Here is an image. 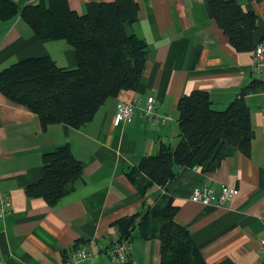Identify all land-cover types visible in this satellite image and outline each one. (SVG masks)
I'll return each instance as SVG.
<instances>
[{
	"label": "crops",
	"instance_id": "1",
	"mask_svg": "<svg viewBox=\"0 0 264 264\" xmlns=\"http://www.w3.org/2000/svg\"><path fill=\"white\" fill-rule=\"evenodd\" d=\"M18 13L0 20V70L12 63L47 55L59 67L73 68L76 59L64 40H45L34 34L20 15L29 3L10 0ZM82 13L90 1L66 0ZM138 18L124 24L126 34L147 46L141 81L134 90H121L104 100L92 119L79 127L64 123L43 127L38 116L0 92V193L10 205L0 223V264H60L87 245L99 253L77 264H119L103 249L119 237L115 223L143 212L162 195L177 207L175 219L187 227L206 264H260L264 235V72L251 69V51L237 52L210 17L205 0H136ZM257 16L253 45L264 42V0H233ZM257 81L260 90L246 94L253 137L248 154L231 152L212 172L199 167H176L165 187L153 185L140 195L125 172L162 145L178 142L177 101L195 89L207 91L212 107L223 110L240 90ZM155 99L163 122L150 123L136 111L128 122L115 120L120 100L143 107ZM67 144L80 160L81 176L72 190L49 205L26 193L42 176V154ZM209 183L216 195L224 185L235 195L219 204L190 199L192 189ZM127 264H158L160 240L142 239L136 229L129 239Z\"/></svg>",
	"mask_w": 264,
	"mask_h": 264
},
{
	"label": "trees",
	"instance_id": "2",
	"mask_svg": "<svg viewBox=\"0 0 264 264\" xmlns=\"http://www.w3.org/2000/svg\"><path fill=\"white\" fill-rule=\"evenodd\" d=\"M210 17L223 30L237 52L252 51L257 16L233 0H205ZM136 0L90 1L80 14L66 0L26 4L20 11L34 34L45 40H64L73 50L76 66L59 67L49 56L28 57L0 70V92L36 114L43 127L64 123L79 127L90 121L99 106L121 90H134L146 64V43L126 34L125 23L138 18ZM18 13L17 5L0 0V20ZM257 81L244 86L223 110L212 107L207 91L195 89L177 101L179 139L145 155L138 166L125 172L145 195L153 185L165 187L175 168L199 167L214 171L226 156L238 150L249 153L253 130L246 94L260 90ZM82 166L67 144L42 154V176L26 186L30 196L49 205L72 190ZM177 207L162 195L151 207L115 225L120 239L136 229L142 239L160 240L158 264H206L186 226L175 219Z\"/></svg>",
	"mask_w": 264,
	"mask_h": 264
},
{
	"label": "built area",
	"instance_id": "3",
	"mask_svg": "<svg viewBox=\"0 0 264 264\" xmlns=\"http://www.w3.org/2000/svg\"><path fill=\"white\" fill-rule=\"evenodd\" d=\"M251 69L255 72H264V42L257 43L252 49ZM139 111L140 116L150 123L163 122L165 117L159 116L155 111V99L148 97L143 107L138 105L134 99L132 101L120 100L116 106L115 120L117 122H128L132 119L134 113ZM237 189L236 187L224 185L221 191L216 195L214 189L209 183H203L195 186L190 195V199L204 205L212 203L216 198L219 204L232 198ZM10 205V197L0 193V223L7 212V207ZM129 245L126 239H120L114 236L110 239L108 245L103 251L111 261L119 264H127L128 262ZM99 253L98 250H91L87 245L78 247L71 259H64L60 264H77L91 259ZM258 253L261 258V263L264 264V235L260 238Z\"/></svg>",
	"mask_w": 264,
	"mask_h": 264
}]
</instances>
